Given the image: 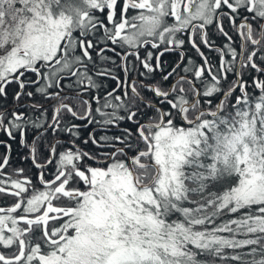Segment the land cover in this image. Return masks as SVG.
I'll list each match as a JSON object with an SVG mask.
<instances>
[{"label": "snow or ice", "instance_id": "snow-or-ice-1", "mask_svg": "<svg viewBox=\"0 0 264 264\" xmlns=\"http://www.w3.org/2000/svg\"><path fill=\"white\" fill-rule=\"evenodd\" d=\"M0 137V264H264V0H0Z\"/></svg>", "mask_w": 264, "mask_h": 264}, {"label": "trees", "instance_id": "trees-1", "mask_svg": "<svg viewBox=\"0 0 264 264\" xmlns=\"http://www.w3.org/2000/svg\"><path fill=\"white\" fill-rule=\"evenodd\" d=\"M12 87L9 89V92L11 93ZM86 137V136H84ZM16 143H13L12 151H11V166L9 168H6L8 172H12L13 168L19 169L24 168L26 169L25 175L32 176L34 173V169L31 168L30 161L22 160L21 157L25 156V150L20 147V151H17ZM4 149L0 148V153H3ZM4 170V171H5ZM12 200L9 197H0V204H11Z\"/></svg>", "mask_w": 264, "mask_h": 264}, {"label": "flooded vegetation", "instance_id": "flooded-vegetation-1", "mask_svg": "<svg viewBox=\"0 0 264 264\" xmlns=\"http://www.w3.org/2000/svg\"><path fill=\"white\" fill-rule=\"evenodd\" d=\"M209 30L211 31L212 29L210 28ZM213 39L216 40V43L217 44H219L221 42L220 40L216 39V37H213ZM109 55H111V53H109ZM212 55H213V57L215 56V54H212ZM163 59L168 64H173L175 62L176 57L173 54L168 53V54H165V56L163 57ZM107 83L109 85V89H111L112 87H115V83L114 82L108 81ZM14 88H15V86H12L11 93H12V91H13ZM10 102H11V98H9V103ZM21 102L23 103V101H21ZM91 130H92L91 128H88L86 130H83L82 136L83 137L84 136H87L88 132H90ZM0 138H6V137H0ZM16 146L18 147L17 148V151H20L21 149H20V146H19L18 142L16 143ZM5 173L7 174V173H10V172H8L7 170H5Z\"/></svg>", "mask_w": 264, "mask_h": 264}]
</instances>
